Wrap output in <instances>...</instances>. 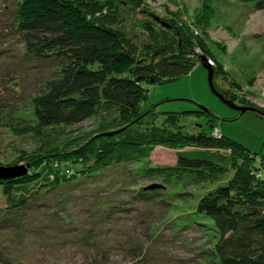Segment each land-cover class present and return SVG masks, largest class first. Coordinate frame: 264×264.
<instances>
[{"label": "trees", "instance_id": "16d2710c", "mask_svg": "<svg viewBox=\"0 0 264 264\" xmlns=\"http://www.w3.org/2000/svg\"><path fill=\"white\" fill-rule=\"evenodd\" d=\"M126 1L119 0L117 6L106 3L105 7L82 0H22L18 4L15 29L25 54L62 62L58 77L34 99L38 127L75 126L97 114L102 120L88 139L70 138L62 144L47 143L51 140L46 139L35 153L25 152L18 159L30 167L24 176H0L6 209H28L43 195V189L56 188L54 193L64 196L65 188L60 186L70 187L79 179L125 163L130 164L126 168L131 173L135 164H149L152 152L161 147L173 151L176 162L150 165L147 177L163 179L167 187L210 183L232 174L228 183L209 188L200 196L189 213L196 217L199 233L212 239L208 249L200 250L201 257L209 264H264V153L253 152L219 133L216 117L206 107L180 113L156 112L154 105L144 107L150 86L180 79L202 60L212 62L215 76L233 85L223 92L232 103L242 92L240 83L222 66L218 68L205 35L194 29L196 21L192 30L174 26L182 19L178 13L171 16L173 22L155 17L156 27L146 21L145 39H130L119 17L120 5L131 11ZM240 1L254 11H264V0ZM158 29L173 33L158 39ZM213 91L219 94L216 86ZM186 119L192 121L185 123ZM28 131L24 128L21 134ZM160 186L142 184L138 202L168 205L162 197L166 186L161 191L157 190ZM175 190L169 192L176 197L173 202L188 194ZM44 200L41 196L40 201ZM170 206L172 210L179 207ZM144 215L142 218H147ZM157 228L150 232L149 241L164 237ZM138 255L135 252L134 256Z\"/></svg>", "mask_w": 264, "mask_h": 264}, {"label": "rangeland", "instance_id": "374dc122", "mask_svg": "<svg viewBox=\"0 0 264 264\" xmlns=\"http://www.w3.org/2000/svg\"><path fill=\"white\" fill-rule=\"evenodd\" d=\"M21 1L0 0V172L9 170L2 175L17 172L12 177L24 176L29 170L25 162L18 163L25 152L35 153L46 139L52 144H62L70 138L88 139L102 120L97 114L75 126L38 127L34 99L49 81L58 77L62 62L25 54L15 29L16 11ZM82 1L117 6L119 0ZM141 1L127 0L125 3L131 11L120 5L119 17L130 39H145L146 21L156 27L155 17L173 22V13L180 14L182 23L177 21L174 26H189L192 30L191 26L196 24L194 29L205 35L209 51L220 65L218 68L222 66L240 83L242 92L233 104L250 106L264 113V11H254L250 4L240 0ZM163 31L165 29H158L161 34L158 39L173 33ZM211 65L209 62L212 83H209L208 70L200 62L180 79L150 86L144 107L150 109L154 105V111L161 113L206 107L216 117L214 123L219 133L253 152L264 153V118L254 113L241 116L225 105L213 90L216 86L219 95L224 96L223 92H228L233 85L216 77ZM190 121L186 119L185 123ZM24 128L29 131L21 134ZM175 162L173 151L158 147L148 159L149 164L137 163L131 173L126 168L130 164L125 163L98 176L79 179L78 184L70 187L60 186L65 188L64 196L55 194L56 188L43 189L41 196L46 200L40 201V196L35 205L17 211L6 209L0 191V264H209L199 252L208 249L212 239L199 233L196 217H190L189 213L193 212L200 196L209 188L228 183L232 174L226 173L210 183L190 186L180 183L176 187H167L163 179L147 177L150 165L171 166ZM151 183L160 184L157 189L160 191L166 186L162 197L167 198L168 205L157 201L151 205L138 202L139 187ZM173 189L188 194L173 202L176 197L169 195ZM170 205L179 207L172 210ZM142 214L147 218L143 219ZM155 226L164 237L152 242L148 236ZM135 252L139 255L134 256ZM94 258L96 261L101 258L102 262H95Z\"/></svg>", "mask_w": 264, "mask_h": 264}, {"label": "water", "instance_id": "95a60500", "mask_svg": "<svg viewBox=\"0 0 264 264\" xmlns=\"http://www.w3.org/2000/svg\"><path fill=\"white\" fill-rule=\"evenodd\" d=\"M202 64L203 66L208 70L209 74H208V79H209V83H212V79H213V72H212V69L210 68L209 66V63H205V60H202ZM220 100L225 104L227 105L228 107L238 111L240 113V115H243V114H246V113H254V114H257L261 117L264 118V113L262 111H260L259 109H256V108H250V107H238L236 106L235 104L231 103L229 100H227L224 96H221L219 94H216ZM1 168V167H0ZM9 170H3L2 172H0V176L1 177H8V176H12V175H15L16 173H10V174H5V175H2L3 172H7ZM18 171V169L16 170Z\"/></svg>", "mask_w": 264, "mask_h": 264}, {"label": "bare ground", "instance_id": "6f19581e", "mask_svg": "<svg viewBox=\"0 0 264 264\" xmlns=\"http://www.w3.org/2000/svg\"><path fill=\"white\" fill-rule=\"evenodd\" d=\"M232 101V100H231ZM189 111V110H188ZM242 116V115H241Z\"/></svg>", "mask_w": 264, "mask_h": 264}]
</instances>
